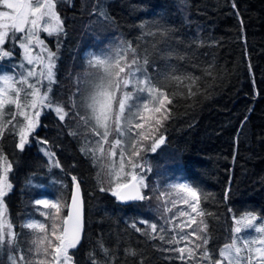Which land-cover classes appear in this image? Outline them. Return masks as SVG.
<instances>
[{"label": "trees", "instance_id": "obj_1", "mask_svg": "<svg viewBox=\"0 0 264 264\" xmlns=\"http://www.w3.org/2000/svg\"><path fill=\"white\" fill-rule=\"evenodd\" d=\"M101 7L109 20L98 15ZM58 11L66 34L59 39L42 36L53 51L60 52L58 72L62 75L66 68L64 76L68 78L84 71L85 67L71 71L72 58L86 66L84 56L91 43L107 46L114 39L115 43L123 40L147 45L153 38L138 40L140 25H153L155 30L158 24L169 29L167 47L185 59L173 56L167 63L175 65L178 74L188 73L199 80L193 89L196 95L177 97L169 106L171 119L156 134L163 135L166 142L151 156L152 167L160 166L162 157L169 154L178 162L184 180L209 194L202 207L211 213L205 217L210 249L229 242L234 235L233 217L249 212L258 219L264 217V0H72L71 5L58 6ZM164 64L157 60V65ZM179 90L187 96L186 88ZM71 131L54 112L45 111L34 135L48 141L54 159L61 164L55 168L64 189L49 196L68 201L71 176L81 182L85 229L76 255L78 264H90V252L111 264H183L176 258L178 253L163 250L175 245L149 239L130 227L136 223L145 228L141 220L164 225L161 210L153 209V204L148 210L149 205L144 207L142 201L122 204L109 192H101L99 169L80 152L79 138L69 135ZM17 141L6 133L0 148L13 163V190L5 202L16 230L21 232L19 225L26 212H33L37 207L34 200L44 194L29 187L30 183L46 176L49 165L35 144L26 146L22 153L16 151ZM150 177L153 181L159 177L164 184L172 182L174 175L170 171L167 176ZM158 234L172 237L169 231ZM101 241L110 250L107 257L98 247ZM128 250L136 255H128Z\"/></svg>", "mask_w": 264, "mask_h": 264}, {"label": "snow or ice", "instance_id": "obj_2", "mask_svg": "<svg viewBox=\"0 0 264 264\" xmlns=\"http://www.w3.org/2000/svg\"><path fill=\"white\" fill-rule=\"evenodd\" d=\"M71 2L0 0V66L13 60L16 48L20 50V60L12 65L13 71L0 74V139L6 133L17 137L15 147L23 152L40 127V117L45 110L54 112L59 122L73 119L84 130L80 152L99 169V190L109 192L125 204L156 201L161 218L171 226L168 231L177 235L166 239L165 235L158 234L165 233L166 229L147 220L139 221L147 225V229L136 223L130 225L136 232L170 245L183 243V247L163 249L178 253L176 258L183 264H264V217L258 219L251 212L233 217L235 226L231 232L234 235L229 242L210 249L211 237L205 217L211 213H206L202 207L209 194L191 182L149 184L148 173L153 169L143 154L157 153L165 144L166 138L156 134L164 122L171 119L169 106L177 97L196 95L193 89L199 80L188 73L178 74V68L167 63L173 56L185 59L167 47L171 40L169 29L157 24L153 30V25L142 24L138 40L152 37L147 45L122 40L99 52H89L84 71L73 77L75 90L67 105L53 98L58 49L48 48L41 33L58 39L66 34L58 6L71 5ZM98 15L110 19L103 7ZM161 44L166 47H159ZM157 60L165 64L159 66ZM16 68L20 71H15ZM180 88H186V97ZM69 135L75 137L80 133L71 131ZM89 136L94 139H88ZM39 142L48 143L47 140ZM42 151L53 167L61 168L60 162L54 159L55 153L48 149ZM12 171L13 163L0 149V264H78L76 255L85 229L78 177L71 176L74 192L70 202L59 198L35 200V205L48 211L40 212L43 221L27 218L19 225L25 230L21 233L16 230L5 202L13 190L9 178ZM178 205L188 210H180L178 215L168 219L165 214ZM22 234L24 240H21ZM98 247L105 257L109 256L110 250L102 241L98 242ZM128 255L135 256L136 252L128 250ZM88 256L90 264H111L110 260L98 259L94 252Z\"/></svg>", "mask_w": 264, "mask_h": 264}, {"label": "rangeland", "instance_id": "obj_3", "mask_svg": "<svg viewBox=\"0 0 264 264\" xmlns=\"http://www.w3.org/2000/svg\"><path fill=\"white\" fill-rule=\"evenodd\" d=\"M42 34L45 35V36H47V35L44 34V33H41V38L45 40V45L48 48H50L51 46H50L49 40L47 38H45L44 36H42ZM51 37H53V36H51ZM82 41L85 42L84 40H82ZM114 41H115L114 39L113 40L111 39V41L108 42L107 44H115ZM91 44H92V46L89 49V51L87 52V54L89 52H99V50L101 48L105 47L102 42L98 43V45L100 47H95V46H98L97 43H95V42L91 43ZM57 46H59V45H57ZM95 48H97V49H95ZM50 49L52 50V48H50ZM36 51L39 52V49H37ZM54 51H56V50H54ZM15 53H16V55L13 58L12 61L8 62L6 66H0V74H3L4 72H12L13 71L12 65L18 63L19 60H20V50L18 48H16L15 49ZM86 56L87 55L84 56L85 59H86ZM58 57L61 58L60 52L58 54ZM72 61H73L72 63L74 65V67L73 66L71 67V71L80 70L81 68L83 69L85 67V66L81 65L79 61H77V64H76L75 56H74V58H72ZM82 62H83V58H82ZM59 63H60V59L57 60V67H56L57 83L52 85V96H53V98L55 100L63 101L67 105V101H68L69 96L75 90L74 89V85H73V77H72V75H70L69 78L67 76H64L65 74H67L66 73V68L61 70L62 73L64 71L65 72H64V74L60 75V73L58 72ZM60 68H61V66H60ZM15 71H20V69L16 68ZM45 111H48V110H45ZM80 111L83 114L84 110L82 108L80 109ZM65 122L70 126L72 131H76V132L80 133V135H77V137L79 138V141L82 144L84 142V139H85L84 135H83V131H84L83 128L73 119H66ZM88 139H94V138L89 136ZM30 141L31 142H30L29 146L35 144L38 147L40 153L43 154L46 157L48 165H49V170H48L47 175L43 176V178H41L38 182H35V181L32 180L29 187L38 188V189L42 190V192H44V194H41L35 200H37V199H45V198L46 199H50V200H55L57 198L56 197L55 198L54 197H50L49 193L53 194V195H57L58 193H60L64 189L63 187H64L65 183L62 180L61 181L58 180V178H57L58 171L56 170L55 167L52 166V161L49 159V157L44 154V151H42V149H48L50 151V149L47 146V144L40 143L39 141H42V140L36 138L34 134H33V137H30ZM11 145H12V141H11ZM161 149H162V146L158 150H161ZM16 151H19V150L16 148ZM3 152H4V150H3ZM153 154L154 153H152V152H146V153L143 154L144 155V160L149 165H151V167H152V162H151L150 158H151V156ZM162 159L163 160L161 162V165L160 166H156V167H152L153 171L151 173H148V181H149L150 185H152V186H155L157 184L163 185L161 183V181L159 180V177L157 178L156 181H153L151 179L150 175H153V174L158 175L159 174V176H161V175L162 176H167L170 171L174 175V177L171 178L172 182H186L184 180L181 168H180L178 162L176 160H174V158H172L169 154H165L162 157ZM9 178H10V174H9ZM69 198H70V195L68 197V201H66V198H59V199H61L63 201H66V202H69ZM142 204L144 205V207H146L147 204H148L149 205L148 208H147L148 210H150L152 204H153V209L161 210L160 208L157 207V202L156 201H152V202L142 201ZM169 207H171V205H169ZM180 210H188V209L184 205H178L177 208L174 211H172L171 213H167L165 215L167 216L168 219H172L173 216L178 215V212ZM41 211H48V210L44 209L42 206L37 205V207L33 210V212L32 211L26 212V216H25L23 222L29 217L34 218V219H35V217H38V220L43 221L44 218L40 215ZM64 212L66 213L67 209H64ZM163 221H164V219H163ZM159 225L163 226L166 229L167 232H168V229L171 227L169 224H166L165 221H164V225L163 224H159ZM144 227L145 228H142V229H147V225H144ZM19 231L20 230H18V232ZM24 231L25 230L22 229L21 233H23ZM187 231H191V229H188ZM169 232H171L172 236L177 235V233H175V232H172V231H169ZM24 239H25V237L22 234L21 235V240H24ZM165 244H167V243H165ZM168 245H170V244H168ZM183 246H184L183 243H181L179 245H175V247H183ZM4 259H6V257Z\"/></svg>", "mask_w": 264, "mask_h": 264}, {"label": "water", "instance_id": "obj_4", "mask_svg": "<svg viewBox=\"0 0 264 264\" xmlns=\"http://www.w3.org/2000/svg\"><path fill=\"white\" fill-rule=\"evenodd\" d=\"M74 192V185L72 186V189H71V194ZM71 194H70V197H71ZM69 202H70V199H69ZM121 203V202H120ZM131 203H134V202H130V203H127V204H131ZM122 204H125V203H122ZM83 213H84V205H83Z\"/></svg>", "mask_w": 264, "mask_h": 264}, {"label": "bare ground", "instance_id": "obj_5", "mask_svg": "<svg viewBox=\"0 0 264 264\" xmlns=\"http://www.w3.org/2000/svg\"><path fill=\"white\" fill-rule=\"evenodd\" d=\"M66 149H67V148H66ZM66 149H65V151H66ZM67 151H68V150H67ZM67 151H66V152H67ZM66 155H67V153H66ZM66 158H67V157H66ZM70 159H72V157H71ZM71 189H72V187H71ZM70 194H71V192H70ZM69 199H70V198H69Z\"/></svg>", "mask_w": 264, "mask_h": 264}]
</instances>
